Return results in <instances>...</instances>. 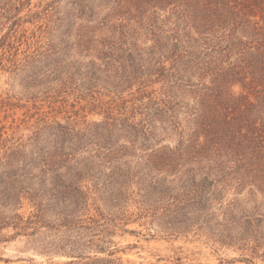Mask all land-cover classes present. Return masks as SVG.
Returning a JSON list of instances; mask_svg holds the SVG:
<instances>
[{
    "label": "rangeland",
    "instance_id": "obj_1",
    "mask_svg": "<svg viewBox=\"0 0 264 264\" xmlns=\"http://www.w3.org/2000/svg\"><path fill=\"white\" fill-rule=\"evenodd\" d=\"M72 1L0 0V134L9 140L8 146L23 145L16 148L18 154L14 161L16 169L22 168L28 174L14 171L22 175L20 189L31 184L35 186L30 194H22L20 203L14 207L0 206V264H264V244L257 243L261 235L264 242V195L253 191L251 185H229L226 190L214 194L203 191L199 205L206 208L204 214L196 209L200 206L193 199L195 191L185 188L177 180V174L167 178L170 182L167 192L170 193L165 201L163 195L151 188L148 160L163 164L158 155L151 159L150 155L169 151L182 140L181 131L168 123L167 130L158 127L153 135H131L134 143L126 142L122 132L116 133L110 141L111 150L116 153L109 163L103 160L108 153L104 142L101 149L91 143H80L79 136L72 134L66 145L68 152L70 148L71 151L78 149L75 160L57 169L50 168L46 175L41 174L40 150L45 148L52 153L55 147L49 146L45 134L36 136L35 125L54 108L46 93L59 85L54 69H63V75L72 81L75 89H70L69 97L58 98L57 108H61L63 99L67 101L66 107L57 114L58 120L72 115L73 111H78V116H73L78 120L89 123L105 120L104 110L93 107L99 101L87 95L93 73L96 77L92 82L97 85L93 89L102 90V102L116 116H130L134 103L128 95L129 90L123 98L113 100L114 94L102 89L104 85L110 86L107 78L111 72H97L98 68H106V61L98 60L97 56L107 50L103 43L117 39L112 32L102 28L99 22H89L91 13L87 12L84 20L74 18L73 26L65 33L66 19L69 13L76 11ZM54 3L55 10L50 12V5ZM92 4L94 13L102 18L111 13L113 0H93ZM50 20L54 22L52 29ZM58 23L63 24V28L55 29ZM81 26L89 29L84 33L83 46L77 36ZM144 42L150 44L149 40ZM83 93L85 96L80 98ZM182 99L184 103L194 102L190 97ZM185 111L179 119L186 128L189 114ZM187 131L185 129V133ZM4 150L1 143L0 159ZM89 157L95 172L92 177L81 173L88 168L84 159ZM24 158L29 165L27 169H24ZM96 164L104 166L97 168ZM6 168L0 164V186ZM9 170L13 174L15 169ZM111 173L112 176H108ZM55 174L66 182L81 179L85 190L93 189L88 210L74 215L76 227L60 226L64 215L62 210L48 205L50 197L45 198L43 221L36 228L3 225V220L10 216L31 220L35 207L30 196L37 192L39 178L57 179ZM154 175V178H165L163 173ZM197 179V184L203 183L202 176L198 175ZM109 181L117 182L119 195L124 197L120 204L116 199L109 204L105 202L106 193L103 196L101 190ZM182 200L193 202L186 207L181 205ZM168 206L173 213L171 216L166 211ZM178 208L181 213L191 212L194 219L204 222L198 225L186 222V228L180 227L178 221L183 217L174 216ZM73 248H76L75 253L71 251Z\"/></svg>",
    "mask_w": 264,
    "mask_h": 264
},
{
    "label": "trees",
    "instance_id": "obj_2",
    "mask_svg": "<svg viewBox=\"0 0 264 264\" xmlns=\"http://www.w3.org/2000/svg\"><path fill=\"white\" fill-rule=\"evenodd\" d=\"M92 1H72L76 11L69 13L65 33L73 26L74 18L84 20L90 12L89 22H99L117 38L103 43L107 50L96 58L106 61V68H98L97 72H111L107 78L110 86L104 85L102 89L113 93V100L123 98L125 91L129 90L128 95L134 102L131 115L116 116L110 107L105 106L101 99L102 90L93 89L97 86L92 82L96 77L93 73L87 95L99 101L93 107L104 110L105 120L89 123L73 118L78 116V111L58 120L57 114L67 102L63 99V105L57 108L58 98L69 97L75 89L72 81L63 75V69H54L59 85L54 91L46 92L54 108L35 125L36 136L45 134L49 146L55 147L52 153L45 148L40 150L41 163L37 164L42 166L41 174L46 175L50 168L57 169L75 160L78 149L71 151L70 148L68 152L66 145L72 134L79 136L77 141L80 143H91L101 149L104 142L109 154L100 159L109 163L116 153L111 150L110 141L119 131L126 142L134 143L131 135H153L156 128L167 130L170 124L181 131L182 140L169 151H156L150 155V159L158 155L163 166L148 160L150 186L154 192L163 195V201L170 193L167 192L170 185L167 178L175 174L179 176V173L177 180L185 188L195 191L193 199L198 206L203 191L221 193L229 185L244 187L249 184L253 191L264 195V0H113L111 13L102 18L94 13ZM55 3L50 5V12L55 10ZM50 21L52 29L54 22ZM61 27L63 24L58 23L55 29ZM88 31L82 26L78 30L82 46L84 33ZM144 40H149L150 44ZM84 96L83 93L79 97ZM185 96L194 102L184 103L182 98ZM185 109L189 114L186 128L179 119ZM185 129H188L186 133ZM2 137L0 134V144L3 143L5 150L0 164L7 168L0 186V206L9 209L20 203L22 194L35 190V186L31 184L20 189L22 175L14 171L27 172L16 169L14 161L18 154L16 148L23 145L8 146L9 140ZM91 160L90 157L84 159L88 168L81 172L88 177L95 173L90 166ZM23 161L24 169H27V158ZM33 165L36 164L33 162ZM103 166L99 164L97 168ZM9 168L15 169L13 174ZM155 173H163L165 178L155 179ZM198 175L202 176L201 184H197ZM55 176L57 178V174ZM108 176L111 177L112 173ZM42 179L35 184L39 191L37 189L30 196L35 207L31 220L10 216L3 220V225L36 228L43 221L45 198L50 197L48 205L52 204L57 211L62 210L64 215L60 226L76 227L74 215L88 210L93 189L88 187L90 190H85L81 179L71 182L53 177L49 181ZM116 183L109 181V185L101 190L103 196L106 193L105 202L108 204L114 199L118 204L124 200ZM192 202L182 200L181 205L188 207ZM169 207L166 211L171 216L173 213ZM196 209L201 214L206 213L204 206ZM178 215L183 217L178 221L180 227L186 228V222L196 225L204 222L194 219L191 212L181 213L179 208L174 216ZM259 240L257 243L262 246L263 235ZM75 249L71 251L75 253Z\"/></svg>",
    "mask_w": 264,
    "mask_h": 264
}]
</instances>
